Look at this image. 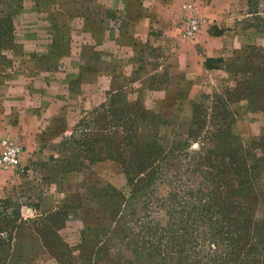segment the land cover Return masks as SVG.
I'll use <instances>...</instances> for the list:
<instances>
[{
	"label": "rangeland",
	"instance_id": "rangeland-1",
	"mask_svg": "<svg viewBox=\"0 0 264 264\" xmlns=\"http://www.w3.org/2000/svg\"><path fill=\"white\" fill-rule=\"evenodd\" d=\"M56 1L23 0L14 41L0 46V140L24 148L23 166L0 172V264H60V249L77 258L81 246L105 247L86 228L114 232L124 257V243L159 247L157 264H264V0L222 28L185 1L173 24L136 44L112 21L123 52L88 62L87 0ZM186 3L201 20L191 41L181 36ZM224 32V56L200 59L208 33ZM73 53L77 66L62 64ZM104 67L114 73L100 92ZM144 133L160 153L130 181L103 146L114 137L134 163Z\"/></svg>",
	"mask_w": 264,
	"mask_h": 264
},
{
	"label": "crops",
	"instance_id": "crops-1",
	"mask_svg": "<svg viewBox=\"0 0 264 264\" xmlns=\"http://www.w3.org/2000/svg\"><path fill=\"white\" fill-rule=\"evenodd\" d=\"M188 0H87V15L90 18L87 37L83 40L86 51L82 53L87 60L99 56L106 58L105 51L115 50L123 52V47L114 43L115 31L111 28L112 21H118L124 26V39L136 44L141 42L144 35L155 29L166 28L173 24L180 11V4ZM196 1L204 16L209 18L207 25H219L221 28L235 20V16L248 7V0H193ZM89 6H92V8ZM117 14V17L115 16ZM115 16V17H114ZM233 18V19H232ZM95 27H100L98 31ZM208 43L204 41V49L199 54L191 55L206 61L207 58L224 56L225 42L231 41L227 32L220 36H211L209 33ZM234 41V40H232ZM134 46V45H133ZM102 48V50H100ZM130 50L133 47L129 48ZM97 52V53H96ZM93 61V60H92ZM77 66V58L74 53L65 56L62 64ZM93 68V67H92ZM180 65L178 70L185 71ZM98 90L105 92L110 90L114 71L111 68L98 70ZM185 81V80H184Z\"/></svg>",
	"mask_w": 264,
	"mask_h": 264
},
{
	"label": "trees",
	"instance_id": "trees-1",
	"mask_svg": "<svg viewBox=\"0 0 264 264\" xmlns=\"http://www.w3.org/2000/svg\"><path fill=\"white\" fill-rule=\"evenodd\" d=\"M23 0H11L9 3H7V14H4L2 19L0 20V46H2L3 43H13L14 38L13 34L11 33V27H12V17L22 11L24 8L22 6ZM56 0H54L55 2ZM57 2V1H56ZM55 2V3H56ZM39 3V2H38ZM38 8L39 5L37 4ZM1 17V16H0ZM9 28V30H8ZM54 45V44H53ZM54 46H52L53 48ZM209 61V60H207ZM88 70V69H87ZM91 70V69H90ZM142 114H145V110L142 109ZM159 120H162L161 117L157 116ZM142 125L144 126V131L147 130L148 125L145 121L142 120ZM144 133L141 136V141L138 143L139 147V159H136L134 163H131L129 159V155L127 158L123 157L124 153L120 151L118 147H115V139L114 137H111L109 140L106 141V144L103 146V148L100 147V149L105 150L107 152L106 158L112 159V160H120L123 163L126 175L128 176V179L131 178V176L134 175L135 172H138L140 168L145 167L146 163L153 159L155 156H157L160 153L159 145H158V139L156 140H150L148 135H145ZM154 137L155 134H152ZM131 146V145H130ZM128 146V147H130ZM127 149L129 150V148ZM131 181V179H130ZM137 198V193L135 191L132 192L131 197L129 199L123 198V202L126 203V207H133L134 201ZM122 206V203H118L112 206V215L119 212L120 208ZM134 215V214H133ZM87 231V237L96 239H100L99 233H104L106 240L104 241L105 247H100L97 252H91L89 251L88 247L81 246L79 248L81 254L76 258L70 255L71 252L65 251L64 249H60L59 255L61 256L60 264H157V261H155V258L157 257V254L159 256H163L164 251L160 250L159 247L152 246L145 242L144 246H138L135 245V247H131L132 243H124L126 242V239L128 237H125L121 239L120 243H124L128 246L129 249L126 251L129 253L128 257H124L123 251L121 249H117L119 247H116L115 244H111V241L116 240L119 238L115 235L114 232H112L110 229H91L86 228ZM84 234V233H83ZM109 234H113L112 236H108ZM104 254L102 257L101 254ZM161 260H165V257Z\"/></svg>",
	"mask_w": 264,
	"mask_h": 264
},
{
	"label": "built area",
	"instance_id": "built-area-1",
	"mask_svg": "<svg viewBox=\"0 0 264 264\" xmlns=\"http://www.w3.org/2000/svg\"><path fill=\"white\" fill-rule=\"evenodd\" d=\"M183 30L182 39L191 41L195 39L201 30V20L196 7L192 3H186L182 7ZM24 148L17 139L5 136L0 140V172L22 167Z\"/></svg>",
	"mask_w": 264,
	"mask_h": 264
}]
</instances>
